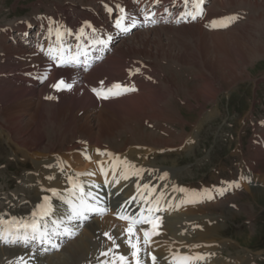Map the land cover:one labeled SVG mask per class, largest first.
Segmentation results:
<instances>
[{
  "label": "bare ground",
  "instance_id": "6f19581e",
  "mask_svg": "<svg viewBox=\"0 0 264 264\" xmlns=\"http://www.w3.org/2000/svg\"><path fill=\"white\" fill-rule=\"evenodd\" d=\"M260 1L261 2H258V0H216L214 4L217 9H234L235 7L253 9L254 7H258L263 11L264 0ZM214 8L213 6L210 8L211 14L209 19L216 17L218 14L216 13L217 11H214ZM262 19H264V11L258 16V20H261L260 22L264 21ZM82 20L84 21L86 18H82ZM99 26V29L105 28L104 22H99ZM196 26L203 29L200 25ZM196 26H181L182 28L177 31V35L181 39V45L179 46H174L171 45L169 41H164L160 31L161 29H151L153 31L146 30L141 32L135 31L129 40L125 39L117 45L116 49L113 48L114 53L112 56L109 57L101 67L91 71L86 76L88 77L87 80L89 79L91 82H97L107 78L110 81H116L120 77H123L125 70V68L120 66L121 62L126 60L138 63V61L135 60L138 58H144L148 61L160 59L183 67L200 66L204 72L208 73L209 77H211L214 82L210 78L207 79L200 87H194L195 91H193V89L189 90L188 96L194 99L200 108L205 109L220 91L224 89L227 90L236 83L249 77L247 70L244 68L238 69L239 73H235V63L232 61L231 57L228 56L227 60H231L228 61L227 64L218 61L219 58L223 59L227 54L230 55L231 53H229V51L234 52L235 49H240V47L243 46L238 45L237 42L234 41V35H237L236 32L238 33L240 30H244L247 25L241 29H237L229 35L206 33L203 31L204 29L201 30ZM183 48H187L186 51L188 52H183ZM212 51L218 55H213ZM256 51L258 52V50ZM16 53L22 52L18 51V48L11 47L9 44L7 45L3 39L0 45V75L5 72H14L15 66H23V64L15 65L12 61H7L8 58ZM4 60L6 62L3 64ZM148 61L146 62L149 63ZM240 61H243V58ZM150 62L153 66H150L149 63V66L146 68L147 71H149L150 68L160 66V64H154L152 61ZM38 73L42 74L43 71H38ZM13 78L15 77L13 76L6 80L0 79V129L6 133L8 139H11L15 142L14 144H17L21 148L18 150L19 153L17 154L25 156L24 159L34 157L36 161L32 164V172L34 173H31L32 177L30 183L28 181L29 177H24V180L27 181L25 183L29 185V189L26 190L30 193L28 200L19 203V207L12 203L1 210L0 219L21 217L24 215L29 216L31 212L35 211L38 213L40 210L47 209L48 201L51 199L49 198L50 195L53 196L57 193V189H64L69 181L68 179L64 181L58 180L54 175L55 173L52 175L45 173V170L50 171L51 168H54L51 163L54 159L60 157L61 160L65 161V165L73 167L77 172L84 170L87 164L80 161L78 154L86 147L79 144L80 142L88 143L90 147L91 144H93L95 150H98V148L101 147L100 142L114 139L116 135L119 136V134L122 133L130 134L131 132L132 134L134 133L132 136L133 138L137 133L130 130L134 120H136L139 115L141 116L142 113L147 114L157 111L161 105L165 103L166 99V96L159 91H157L156 94H148L149 90L146 89L151 87L154 88V86L150 87L149 85H145L146 87H144L140 85L138 94H140V92L144 93V90H146L147 92L143 94L144 96L140 94L139 97H130L131 99L122 98L101 104L95 101L85 88L77 84L76 75L74 73L66 70L54 71L53 76L48 82V84L51 83L53 85L63 79L66 84L72 85L71 89H63L60 91L54 89L52 85L48 89L45 86L37 89L16 87ZM38 81L39 79L34 81L33 86H35ZM164 81L162 75H160L158 84L160 85ZM106 82L108 81L106 80ZM153 88H151L150 91ZM46 91L51 92V94L44 95ZM49 103L55 105V110L51 108L44 110L43 107ZM188 103H190L189 100ZM189 105L192 106V103ZM53 126H55L57 132H61V134L70 133V135H72L69 139L63 138V141L67 140L65 143H69L67 147L65 146V148H63L60 143L52 146L48 140H45L46 136L43 134L42 129H51L50 127ZM139 129L138 132L141 131ZM159 129L163 132L165 130L164 128ZM141 133L144 132L141 131ZM168 135L171 134L168 133ZM147 136L150 140H154L153 135L147 134ZM156 139L158 144L163 143L162 145L169 146L167 140L163 142L160 138ZM65 143L64 145H66ZM48 149L54 150L53 156L50 158L38 157V155L44 157L42 153H45ZM253 156H255V158H252ZM251 158L250 163L252 164L248 163L249 165H247L244 159L243 163L250 169L251 165L256 163L253 170L255 172L260 171L258 163H264V153L258 150V152L252 153ZM250 169L249 171H251ZM258 178L257 181H260L264 186V176L259 173ZM175 179L176 178L173 177V180ZM165 183L168 184L167 182ZM43 186H47L48 188H43ZM244 189L247 188L244 187ZM244 189L239 194H235L234 197L227 199L226 202L232 199V201H234L235 197L240 198L241 194L245 192ZM45 197L48 198L47 201H45ZM224 203L221 202L187 212L184 216L188 214L193 215L195 211L202 213L196 218L189 215L190 219L187 223L181 220L184 216L167 218L163 224V228L160 229L161 235L155 239V246L168 250L171 248H180L178 244L182 243L181 241H187L188 244L190 242L209 244L210 242L208 239H212L216 236V234L220 232V229L217 228L218 223L215 222L218 219L205 216L204 212L209 208L218 207ZM247 206L249 205L247 204ZM241 209L249 214V207L247 208L243 205ZM203 215L205 218L200 219L199 217ZM105 233H108L110 237L113 238V246L118 245L120 247L118 237L121 230L118 223L110 218H100L94 221V223L88 224L77 239L68 244L59 254L52 256L53 258L47 261V264H86L90 254H92L93 250L102 242V235ZM190 234H194L196 237L195 241L187 238ZM22 256H24L23 253L17 249H0V264H24L19 261ZM240 260H235L237 263L233 262V264H241L240 262H243L242 264H249L247 261H250V258L245 259L247 261ZM223 263L227 264L221 257L218 261L216 258L212 260L211 264Z\"/></svg>",
  "mask_w": 264,
  "mask_h": 264
},
{
  "label": "rangeland",
  "instance_id": "374dc122",
  "mask_svg": "<svg viewBox=\"0 0 264 264\" xmlns=\"http://www.w3.org/2000/svg\"><path fill=\"white\" fill-rule=\"evenodd\" d=\"M74 1L75 0H0V28L3 26L14 27L23 19L32 18L38 13L49 12L53 10L54 7L62 5L64 2ZM83 1L90 2L91 0ZM258 2L261 1L258 0ZM213 7H215L214 11H217L216 13L226 9H230L227 10L230 12H245V15L248 16V20L243 21L242 25H237L223 33L207 32L196 25L191 26H196L210 34L229 35L237 29H241L247 25L244 30H240L241 32H236L237 35H234V41H236L238 45H243L240 49L234 50L236 55L233 51H229V53H231L230 55L227 54L223 59L219 58L218 61L227 64V62L231 60H227L228 56L231 57L232 61L235 63V73H239L238 69L244 68L247 70L249 77L236 83L227 90L224 89L220 91L216 94V99L214 98L213 101L207 105V108L202 109L196 104L194 99L188 96V93L191 89L195 91L194 87H200L207 79L210 78L212 80L207 72H204L200 66L183 67L160 59L150 60L154 64H160V66H156V68L160 71L165 81L160 85L158 82L154 81L153 85L149 84L150 87L154 86V88L151 87L153 91H150L151 88L146 90H149L148 94H156L157 91H159L166 96L167 100L165 99V103L162 104L157 111L151 112V114L150 112L147 114L142 113L141 116H137V119L144 120L143 118L152 119L153 117L155 119L153 122H157L158 120L157 123L159 124L157 127L163 128L160 125L163 123L169 128L170 132H173V138L147 126L146 128L143 127V129L140 127V129L138 128L144 133H141V131L138 132L137 129L133 131L137 132L135 135L136 137L134 136L132 138L134 133L132 134L131 132L127 136V140L132 139V142L141 148V152L146 157L149 155V152L157 153L161 150L166 151L160 153V155L155 158L153 155H149L148 158L150 160L146 159V162L149 165L173 173L178 172L181 178L179 181L180 186L188 187L187 185H191V188L194 187L196 189L205 186H216L221 184V181L236 179L239 175L236 165L241 162L238 157L242 156L245 161L248 160L250 156L249 148L251 150L253 147L252 143L250 146V141L255 132H257V134L261 132L259 126L255 125V123L257 121H264V21L260 22L261 20H258L259 14L261 15L264 11V1L263 11L258 7V9L255 7L253 9L250 8L251 10L243 7L217 9L215 4ZM80 17L85 18L87 15H81ZM181 28L182 27L163 29L164 32L161 28L157 29H161L160 31L164 41H169L171 45L179 46L181 45V39L177 35V31ZM171 36H174V40H169ZM186 49L187 48H183V52L187 53L188 51H186ZM256 50H258V52ZM212 52L213 55H218L214 51ZM242 58L243 61H240ZM135 60H141L143 63L125 60L121 62L120 66L125 68L126 71H129L132 67L129 65L127 66L128 63L136 64V66L141 64L139 66L143 67L146 71L149 65L153 66L147 59L138 58ZM146 61L150 64H146ZM212 81L214 82V80ZM146 90L144 91L147 92ZM144 93L140 92L141 96H144ZM140 94L133 95L131 98L139 97ZM131 98L127 97L123 99ZM188 100L190 103H188ZM191 103L192 106L189 105ZM43 108L44 110L49 108L55 110V105L49 103ZM153 122L152 125H154ZM199 122L201 125L204 123L201 130L198 129L200 127ZM181 123H185L186 126L181 127L180 131L179 128L180 125H182ZM198 124L199 126H197ZM132 126L133 124L130 130H133ZM50 128L51 129H42L43 134L46 136L45 140H48L52 146L60 143L63 148H65V146L67 147L69 143H65L67 140L63 141V138L69 139L72 135H70V133L61 134V132H57L55 126ZM1 131L2 129H0V207L3 204L2 198L7 199L10 198L11 195L16 194L18 187L21 191L19 193L20 195H17L16 203L14 204L18 205L22 201L28 200L30 193L26 191L27 189H24V184L27 182L24 180V177H29V183L32 177L31 174L23 175L21 177L22 182L19 183L23 170L17 169L19 159L14 157L9 147L14 150L17 156H20L17 153H19L18 150L21 148L17 144H14L15 142L11 139H8L6 133ZM164 132L166 131L164 130ZM177 133H179V138L177 137ZM147 134L153 135L154 140H150ZM3 138L5 140H3ZM122 138L125 139V136ZM156 138L162 139L163 142L167 140L169 146L162 145L163 143L158 144ZM114 139H110V141ZM55 141L57 142L54 143ZM108 141L109 140L102 142ZM102 142H100L101 145L103 144ZM129 142L130 141H127V143ZM64 143L66 145H64ZM93 146L94 145L91 144V147ZM53 151L52 149H48L45 153H42L44 157L39 155L38 157L50 158L54 155ZM20 157L24 159L25 156L22 155ZM252 158H255V156ZM28 159H31L33 163L36 161L34 157ZM247 165L249 164L247 163ZM254 165H251V169L248 168L253 171ZM259 166H261L259 168L260 171H257V173L259 174L262 172V174H264V163H258V167ZM21 167L24 168V164H22ZM171 176L176 179L178 178L177 174ZM258 176L257 180L259 179ZM19 184L20 186H18ZM244 191L245 192L241 194L240 198H234V204L237 206L244 205L247 208L249 207V214L244 210L238 209V207L233 208L231 202L209 212L214 216L220 215V212L223 213L222 227L217 226L218 229L222 228L220 231L222 233L218 235L220 240L216 239V241L219 243L225 240L229 243H234L237 248L232 250L234 254H252L251 258L254 259V264H264V188L256 186L250 187V189H244ZM21 195L24 196L25 199ZM247 204L249 206H247ZM17 207H19V205ZM209 242L213 243L212 241ZM223 243L224 242H221V244ZM230 254V252L225 253V255H229V257L234 256V254L232 256H230ZM237 259L240 260V258H236V260ZM245 259L247 258L240 261H247ZM247 262L250 263V261ZM240 263L242 264L243 262Z\"/></svg>",
  "mask_w": 264,
  "mask_h": 264
},
{
  "label": "snow or ice",
  "instance_id": "6c2138e0",
  "mask_svg": "<svg viewBox=\"0 0 264 264\" xmlns=\"http://www.w3.org/2000/svg\"><path fill=\"white\" fill-rule=\"evenodd\" d=\"M186 2H187V0H186ZM192 2H193V6L196 8V12L194 14L189 13V15H191L193 20H195L197 18V16L202 15V12L200 10V4L203 2V0H192ZM106 10L110 15H112V13H113L112 8L108 7ZM119 12L124 13L125 9L123 7H119ZM145 19H148V17L146 16ZM232 19H234V17L225 18L224 20H222L219 23V25H217L216 22H213L212 26H214V27L215 26L226 27L227 24L230 23ZM126 20H127V17L125 15H119L115 18L114 26L122 32H128L130 29L125 23ZM152 22L155 23V21H152ZM135 24H136V21L133 20L131 22V26L134 27ZM85 28H92V25L89 22H85L84 27H82L80 29V35L81 36H83ZM56 39H57V41L61 40V33L59 31L56 33ZM110 39H111V37H109V40ZM96 44L101 45L103 47H107V41H104V40H96ZM53 51L54 50L52 48H49L48 54H49V56H51L52 59L56 60L57 57L53 55ZM80 55H81V53L78 51L76 53V55L71 56L69 59L71 62L78 64V63H80V60H79ZM68 62H69L68 60H65L63 54H61L59 59L57 60L58 64H65ZM41 79H46V75L44 77H41ZM101 84H103V82H101ZM52 87L54 89H56L57 91H60L63 89H71L72 85L66 84L65 81L63 79H61L57 83L53 84ZM112 88H117V89L123 88L124 91H134L135 90L134 88H127L126 86H123L119 83L112 85ZM108 91L111 92V88L108 89ZM93 92H95L98 97L102 96V92L97 91L96 89H93ZM102 98L107 99L108 96L103 95ZM127 178L128 177L125 176V179H127ZM69 181L71 183V178H69ZM91 187H94V185H92ZM143 187H144V189H148L149 185L145 184V185H143ZM44 199H45V201L48 200L47 197H45ZM91 199H95V197L93 196V193L90 191L85 193L83 187H81L80 188L79 204L76 205L72 201L66 200L65 203L68 204V208L64 213L59 214L58 219L52 220V224L55 227L51 231L48 230L46 225L43 226V228H42L41 223H40V221L43 220L44 217L50 215L51 209L48 208V209H45L43 211L42 215L39 218H37V213L35 211L31 214L33 217L31 223L21 225L25 229V232L22 236H17L11 240L6 239L3 236H0V240H3L5 243H13V244L21 242V241H23L25 244H27L30 241H36L42 245L51 244V246L53 248H55V247H57V245L53 242V237L65 236V235L70 236L72 234V228L69 227V224L72 221L79 220L81 218H86L85 213L96 211L95 205H90L88 203V200H91ZM135 200H136V197H132L129 201H125V203L131 204ZM152 211L153 210L151 208H148L147 209L148 215H145L144 214L145 209L141 208L139 213H136L133 215L122 214V212H118V214H117L119 219L128 221V227H127V229H125V232H126L127 237H128L126 243L132 249L131 255H132L133 259L135 260V264H141L140 259H139L140 249L138 248L137 243H133V236L135 235V225H137V224H148L153 229V232L151 234H153V235L158 234L155 231L157 229V224L155 221L159 220V217L154 218L151 215ZM61 226H63V231L59 230L61 228ZM28 229H31V235L28 234V231H27ZM141 230L143 231L144 242H145V244H147L150 233L147 230H144V229H141ZM105 236H108L109 239H111V237L109 236L108 233H105ZM117 247H119V246L117 245ZM151 259H152V264H155L156 257L153 255L151 257ZM119 260H120L121 264H124L126 257L124 255H121L119 257ZM188 260H189V257L180 258L181 264H187Z\"/></svg>",
  "mask_w": 264,
  "mask_h": 264
}]
</instances>
